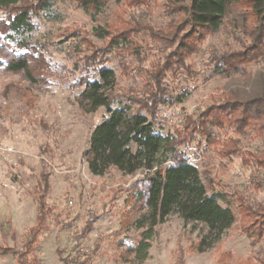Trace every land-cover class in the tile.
Segmentation results:
<instances>
[{
  "label": "rangeland",
  "instance_id": "rangeland-1",
  "mask_svg": "<svg viewBox=\"0 0 264 264\" xmlns=\"http://www.w3.org/2000/svg\"><path fill=\"white\" fill-rule=\"evenodd\" d=\"M82 1L54 0L59 19L33 15L31 40L43 79L33 81L0 63V264H259L264 233L250 238L241 216L199 252L203 225L175 213L155 226L148 257L138 263L129 249L139 239L132 221L143 209L135 193L145 171L124 174L110 167L95 175L82 156L106 115L102 106L89 110L82 95V81L94 76V67L105 64L114 72L112 106L146 103L156 131L179 130L188 140L187 128L196 130L193 123L209 109L232 94L261 89L240 75L214 71L215 58L251 44V24L242 26L230 13L216 31L194 29L173 0H107L91 16ZM239 10L248 15L249 2L238 4ZM98 27L107 31L103 38L94 34ZM260 68L263 61L245 66L250 72ZM209 131L221 139L235 137L249 161L240 152L226 157L217 152L220 146L196 149L192 142L189 161L205 183L232 197L236 209L239 199L264 204V131ZM38 197L48 209L41 216Z\"/></svg>",
  "mask_w": 264,
  "mask_h": 264
},
{
  "label": "trees",
  "instance_id": "trees-1",
  "mask_svg": "<svg viewBox=\"0 0 264 264\" xmlns=\"http://www.w3.org/2000/svg\"><path fill=\"white\" fill-rule=\"evenodd\" d=\"M106 1L83 0L80 6L95 16ZM245 1L250 6L248 15L237 11L238 4ZM173 2L181 4L194 29L216 31L230 13L240 19L242 26L248 21L251 26L247 25L246 30L251 44L244 51L215 58L218 63L214 65V71L215 74L230 77L240 75L242 81L247 79L251 85L257 84L261 89L252 95L232 94L230 100L221 103L215 110L209 109L193 123L194 128L197 126L196 130L187 128L189 138L185 140L179 136V130L176 133L156 131L153 111L146 103L135 107L131 101H120L112 106L115 101L114 72L105 64L94 67L92 78L86 76L83 79L82 95L89 110L101 106L106 110L104 118L92 129L88 147L82 153L89 171L95 175L104 174L110 167L124 174L145 171L135 193L143 209L132 221V225L140 230L139 239L129 249L138 263L148 257L155 226L173 213L185 222L203 225L204 232L196 245L199 252L209 248L235 222L237 215L241 216L243 224L246 223L243 230L250 238H259L264 233V204L253 205L238 198L239 208L236 209L232 197L205 183L196 165L189 161L186 151L192 142L196 149L214 145V148L220 146L217 152L222 156L229 157L240 152L242 161H249L235 137L218 138L209 131V127L231 128L234 134L239 135L249 127L258 135L264 131V70H245V66L252 62H264V0ZM53 4L54 0H0V12L6 11L0 18V63L8 70L23 71L33 81L43 79L41 59L31 40L35 30L33 15L42 12L47 20L59 19ZM94 34L103 38L107 31L98 27ZM186 95L187 92L181 93L177 101H183ZM143 108L145 111H142ZM262 167L264 170V163ZM46 210L43 199L38 197L39 216ZM127 222L131 224V220ZM89 254L82 257V261L87 260ZM259 264H264V257L259 258Z\"/></svg>",
  "mask_w": 264,
  "mask_h": 264
}]
</instances>
